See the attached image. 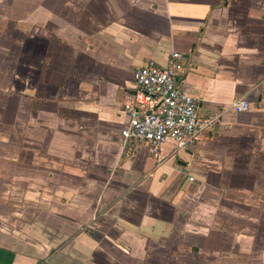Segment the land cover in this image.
<instances>
[{"label":"crops","instance_id":"1","mask_svg":"<svg viewBox=\"0 0 264 264\" xmlns=\"http://www.w3.org/2000/svg\"><path fill=\"white\" fill-rule=\"evenodd\" d=\"M174 52L222 122L130 154L134 72ZM0 264H264V0H0Z\"/></svg>","mask_w":264,"mask_h":264},{"label":"built area","instance_id":"2","mask_svg":"<svg viewBox=\"0 0 264 264\" xmlns=\"http://www.w3.org/2000/svg\"><path fill=\"white\" fill-rule=\"evenodd\" d=\"M182 58L181 53L174 52L166 66L148 60L134 72L136 92L124 104L129 125L122 135L128 153L144 145L151 156L160 161L165 143L172 141L180 149L192 148L222 122L223 110L200 115L199 101L183 90ZM230 108L245 112L250 104L240 98L234 100Z\"/></svg>","mask_w":264,"mask_h":264}]
</instances>
